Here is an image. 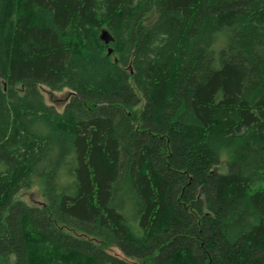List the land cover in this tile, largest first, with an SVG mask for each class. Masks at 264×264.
<instances>
[{
  "label": "trees",
  "instance_id": "obj_1",
  "mask_svg": "<svg viewBox=\"0 0 264 264\" xmlns=\"http://www.w3.org/2000/svg\"><path fill=\"white\" fill-rule=\"evenodd\" d=\"M0 264H264V0H0Z\"/></svg>",
  "mask_w": 264,
  "mask_h": 264
},
{
  "label": "rangeland",
  "instance_id": "obj_2",
  "mask_svg": "<svg viewBox=\"0 0 264 264\" xmlns=\"http://www.w3.org/2000/svg\"><path fill=\"white\" fill-rule=\"evenodd\" d=\"M49 91V90H48ZM47 90L44 91V94H45V97H46V100H47V103L52 105L54 104L57 109L62 112L65 108V102H66V99L69 97V91L66 89L64 90L63 92L61 93H51V92H48ZM53 99L55 101H53ZM218 170L220 172H226L227 168H226V162L224 160L223 162V165H221ZM21 197L25 200V201H28V202H36V203H42L43 199L41 198V195H40V190L39 188H34L30 191H22L20 193ZM111 251H112V254L116 255V256H119L120 258H124L123 254L118 250V249H112L111 248ZM131 262L135 263L134 260H130Z\"/></svg>",
  "mask_w": 264,
  "mask_h": 264
},
{
  "label": "water",
  "instance_id": "obj_3",
  "mask_svg": "<svg viewBox=\"0 0 264 264\" xmlns=\"http://www.w3.org/2000/svg\"><path fill=\"white\" fill-rule=\"evenodd\" d=\"M103 39L105 40V42L107 44H109L112 41V39L106 33L103 35ZM111 52H112V50L109 51V53H111ZM5 88H6V85H5Z\"/></svg>",
  "mask_w": 264,
  "mask_h": 264
},
{
  "label": "bare ground",
  "instance_id": "obj_4",
  "mask_svg": "<svg viewBox=\"0 0 264 264\" xmlns=\"http://www.w3.org/2000/svg\"><path fill=\"white\" fill-rule=\"evenodd\" d=\"M213 175V174H212Z\"/></svg>",
  "mask_w": 264,
  "mask_h": 264
}]
</instances>
